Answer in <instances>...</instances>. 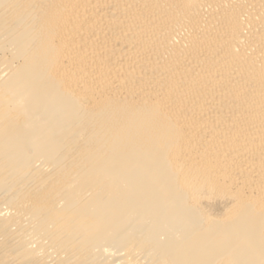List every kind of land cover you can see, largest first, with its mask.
<instances>
[{
    "label": "bare ground",
    "instance_id": "6f19581e",
    "mask_svg": "<svg viewBox=\"0 0 264 264\" xmlns=\"http://www.w3.org/2000/svg\"><path fill=\"white\" fill-rule=\"evenodd\" d=\"M0 264H264V0H0Z\"/></svg>",
    "mask_w": 264,
    "mask_h": 264
}]
</instances>
